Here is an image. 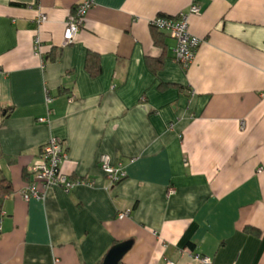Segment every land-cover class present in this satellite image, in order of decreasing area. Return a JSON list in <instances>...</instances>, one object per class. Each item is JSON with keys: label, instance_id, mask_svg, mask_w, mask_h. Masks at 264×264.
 Here are the masks:
<instances>
[{"label": "crops", "instance_id": "obj_1", "mask_svg": "<svg viewBox=\"0 0 264 264\" xmlns=\"http://www.w3.org/2000/svg\"><path fill=\"white\" fill-rule=\"evenodd\" d=\"M80 1L0 0V264H97L130 240L120 264H264V0H94L66 44ZM193 4L202 42L184 69L150 21ZM53 137L62 170L92 184L25 200Z\"/></svg>", "mask_w": 264, "mask_h": 264}, {"label": "built area", "instance_id": "obj_2", "mask_svg": "<svg viewBox=\"0 0 264 264\" xmlns=\"http://www.w3.org/2000/svg\"><path fill=\"white\" fill-rule=\"evenodd\" d=\"M94 0H82L74 7V13L66 21L64 31V41L66 44L73 43L84 24L85 16L94 6ZM200 7L197 4L191 5L188 12H180L176 16L158 15L154 17L150 24L153 28L164 32L175 40L173 48V59L184 69H188L193 63L197 50L202 39L191 33L189 29V17L192 14H199ZM47 20V15L39 13L36 19L37 24ZM35 53L42 54L41 39L39 36L34 41ZM73 99V97H71ZM40 122H46L45 117L39 118ZM69 158L64 142L56 137L46 142L40 153V161L31 168L32 180L23 190L25 200L31 198L43 199L47 190L53 187H61L66 192L84 184H92L86 178L74 179L62 170V164ZM101 169L112 183L122 181L126 175V167L123 161H114L110 155L102 154L99 159ZM261 169V168H260ZM129 215V211L120 212L118 217L123 219ZM195 259L204 263H211L209 256L194 255Z\"/></svg>", "mask_w": 264, "mask_h": 264}, {"label": "trees", "instance_id": "obj_3", "mask_svg": "<svg viewBox=\"0 0 264 264\" xmlns=\"http://www.w3.org/2000/svg\"><path fill=\"white\" fill-rule=\"evenodd\" d=\"M86 68L91 74H97L100 71V65L98 62V56L94 53H89L86 59ZM12 192L11 181L6 178H0V213L2 211V205L7 196ZM103 264V262L97 263ZM120 264V263H119Z\"/></svg>", "mask_w": 264, "mask_h": 264}, {"label": "water", "instance_id": "obj_4", "mask_svg": "<svg viewBox=\"0 0 264 264\" xmlns=\"http://www.w3.org/2000/svg\"><path fill=\"white\" fill-rule=\"evenodd\" d=\"M132 244L133 241L130 240L115 245L105 257L103 264H119Z\"/></svg>", "mask_w": 264, "mask_h": 264}]
</instances>
